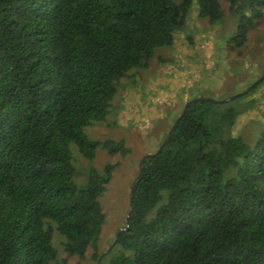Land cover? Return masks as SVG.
I'll return each mask as SVG.
<instances>
[{
	"label": "trees",
	"instance_id": "obj_1",
	"mask_svg": "<svg viewBox=\"0 0 264 264\" xmlns=\"http://www.w3.org/2000/svg\"><path fill=\"white\" fill-rule=\"evenodd\" d=\"M193 1L0 0V264L56 261L55 229L67 254L92 249L97 261L113 165L78 181L69 145L89 158L127 151L85 128L106 117L122 78L174 43ZM222 1L200 0L210 24ZM225 1L242 46L243 17L264 0ZM216 103L192 102L138 168L128 227L101 264H264V131L253 143L233 135L236 116H216Z\"/></svg>",
	"mask_w": 264,
	"mask_h": 264
},
{
	"label": "rangeland",
	"instance_id": "obj_2",
	"mask_svg": "<svg viewBox=\"0 0 264 264\" xmlns=\"http://www.w3.org/2000/svg\"><path fill=\"white\" fill-rule=\"evenodd\" d=\"M199 7L200 0H194L174 43L156 47L147 66L135 67L122 78L106 117L85 128L89 138L123 141L127 151L112 152L99 146L89 158L76 144L69 145L78 181L92 168L102 171L113 165L110 181L100 196L105 213L98 241L100 253L124 225L142 157L157 151L190 100L219 102L212 106L216 116L233 113L236 120L231 133L251 143L264 131V8L255 16L248 13L243 17L247 39L237 46V19L229 11V3L222 1L224 14L216 24H210ZM234 95L238 96L230 99ZM52 240L57 259L50 264H96L92 249L82 259L67 254L64 238L56 229Z\"/></svg>",
	"mask_w": 264,
	"mask_h": 264
},
{
	"label": "water",
	"instance_id": "obj_3",
	"mask_svg": "<svg viewBox=\"0 0 264 264\" xmlns=\"http://www.w3.org/2000/svg\"><path fill=\"white\" fill-rule=\"evenodd\" d=\"M240 94H241V93H240ZM238 95H239V94H238ZM238 95L231 96L230 99H233V98L237 97ZM199 99H200V98H195V99L190 100V101L185 105V107L183 108V110H182V114L185 113V111L187 110V107H188L192 102H194V101H196V100H199ZM178 118H180V116H179ZM177 120H178V119H177ZM176 122H177V121H175V123H174V124L172 125V127L170 128V130H169V132H168L166 138H165L164 141L161 143V145L159 146V148L157 149V151H155V152H153V153H148V154H146V155H144V156L142 157V159H141V161H140V169H141V170H142L143 163H144V161H145V159H146L147 157H150V156L156 155L158 152H160V151L162 150V148L164 147L165 143L168 141V139L171 137V134H172L173 131L175 130ZM137 183H138V181H136V182L132 185V188H131V196L134 194V191H135V188H136ZM130 214H131V209L128 210V213H127V215H126V217H125V221H126V222L128 221V218H129ZM127 227H128V225L126 224L125 227H121V228H119V230H118V232H117V234H116V238H115V240L111 243V245H110V246H109L104 252L101 253V255L98 257V259H97V261H96V264H101L102 258H103V257H104V256H105V255H106V254H107L112 248H113V246L117 243L118 238H119V236H120V232H121L124 228H127Z\"/></svg>",
	"mask_w": 264,
	"mask_h": 264
}]
</instances>
